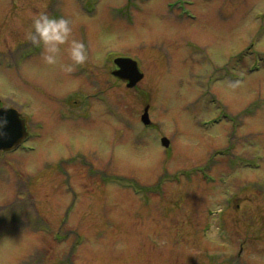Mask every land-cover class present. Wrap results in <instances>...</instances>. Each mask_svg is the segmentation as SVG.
<instances>
[{"label": "rangeland", "instance_id": "1", "mask_svg": "<svg viewBox=\"0 0 264 264\" xmlns=\"http://www.w3.org/2000/svg\"><path fill=\"white\" fill-rule=\"evenodd\" d=\"M194 1L0 0V264H264V0Z\"/></svg>", "mask_w": 264, "mask_h": 264}, {"label": "water", "instance_id": "2", "mask_svg": "<svg viewBox=\"0 0 264 264\" xmlns=\"http://www.w3.org/2000/svg\"><path fill=\"white\" fill-rule=\"evenodd\" d=\"M118 66L112 74L127 83L132 88L144 77L138 62L130 57H118L115 59ZM149 107H146L141 119L144 124L151 123L149 118ZM28 136L27 126L20 113L11 107L0 108V151L10 152L17 150ZM161 143L169 147L170 141L163 137Z\"/></svg>", "mask_w": 264, "mask_h": 264}, {"label": "flooded vegetation", "instance_id": "3", "mask_svg": "<svg viewBox=\"0 0 264 264\" xmlns=\"http://www.w3.org/2000/svg\"><path fill=\"white\" fill-rule=\"evenodd\" d=\"M143 1H148V0H143ZM193 1L194 0H191L190 2H188L187 0H167L166 8L168 10H170L171 12L179 11V13H177V19H179V20L187 19L189 21H194V20H196L197 17L195 15L194 11L192 9L188 8L191 5L194 6L195 3H193ZM131 2H132V4H131L132 7H138L140 4H143V3H140V4L137 3V0H131ZM102 64H105V63L104 62L100 63V66H102ZM115 68H117V66H115ZM101 91H102V87L100 86V98H101V94H102ZM23 119L25 120V122L27 121L26 117H24V116H23ZM26 126H27V129L30 130V127L28 126L27 122H26ZM30 133H31V130H30ZM230 202H231V200L226 201V203H228V204Z\"/></svg>", "mask_w": 264, "mask_h": 264}]
</instances>
